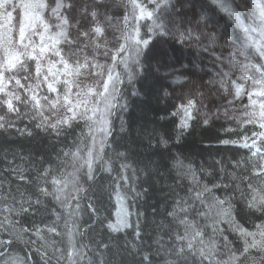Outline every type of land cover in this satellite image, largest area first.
<instances>
[{
	"label": "snow or ice",
	"instance_id": "1",
	"mask_svg": "<svg viewBox=\"0 0 264 264\" xmlns=\"http://www.w3.org/2000/svg\"><path fill=\"white\" fill-rule=\"evenodd\" d=\"M184 5L193 11L198 23L205 28L212 26V45L216 43V33L231 44L226 56L205 46L204 51H210L217 68V79L211 83L218 92L232 98L228 103L234 108L235 100L247 97L248 103L231 113L225 108L223 115L241 127L252 125L253 130L250 134L241 133L238 141H221L247 152L232 163V172L217 161L222 173L219 182L215 178L203 182L191 165L173 157L172 167L178 177H189V185L183 195L175 193L171 211L167 213L171 220L168 243L161 245L165 249L164 264H264V0H92L79 9L82 18L88 20L87 26L70 18V10L75 7L73 0H0V108L19 117L23 105L39 116L37 127L57 135L63 128L83 125L82 139L76 142L74 151L62 152L63 159L56 172L50 167L39 171L37 180L42 183L37 184L35 200L23 197L17 200L10 187L5 193L0 186V264H29V244L36 243L32 236L44 238L40 229L22 223L20 217L35 215L42 205L41 196L51 197L61 209L53 213L56 219L47 232L62 238L66 235L67 244L65 250L62 244L53 241L52 255L42 254L45 264H52L53 260L55 264H84L86 257L87 264H94L90 250H86L82 240L77 241L83 233L75 218L81 194L89 190L84 184L95 181L97 165L109 173L112 171L111 163L105 159V148L112 136V117L118 110L127 109V104L121 103L123 85L144 74L153 37L171 35L165 19L175 23L171 17L181 15ZM117 8L124 9L120 18L112 14ZM141 20L150 22L144 25L147 32L143 35ZM109 28L117 33L112 41L108 38ZM181 36L198 42L201 34L188 29ZM112 43L116 46L112 47ZM249 48L262 62L253 63L249 59L246 54ZM100 56L105 59L101 61ZM166 67L169 66L157 61L155 71L160 73ZM173 83L184 81L176 77ZM133 95L138 93L134 91ZM203 95L199 88H194L175 105L172 115L179 117L177 127L181 132L187 131L191 121L198 118ZM202 122L209 123L207 114ZM11 126L5 115H0V129ZM160 143L167 146L168 140L161 137ZM249 165L248 175L237 174L240 168L248 171ZM120 179L128 183L127 177ZM229 187L230 194L218 195V189ZM113 194L118 206L116 220L107 227L120 232L132 227L130 213L125 208L127 197L122 195L119 183L110 196ZM88 207L96 213L92 204ZM245 211L248 216L259 214L251 227L238 219L239 213ZM62 219L66 233L58 228L57 222ZM13 232L24 243L21 252L16 251V241L9 235ZM229 232L237 235L239 246L229 240ZM136 235H140L138 222ZM97 253L103 256L99 249ZM142 259L150 261L147 255ZM99 264L105 261L101 259Z\"/></svg>",
	"mask_w": 264,
	"mask_h": 264
},
{
	"label": "trees",
	"instance_id": "2",
	"mask_svg": "<svg viewBox=\"0 0 264 264\" xmlns=\"http://www.w3.org/2000/svg\"><path fill=\"white\" fill-rule=\"evenodd\" d=\"M73 2L75 7L70 10V18L74 23L79 20L82 26H87L88 20L82 18L79 9L83 4H90L92 1ZM149 23L142 20V35L147 32L144 25ZM73 33H76L75 27L72 28ZM171 46L176 52L180 50L191 54L184 49V43L172 42ZM150 52L146 55L147 61L144 64L149 65L157 61L159 54L154 56L153 51ZM147 75L148 69H145L143 75L134 79V83L125 81L124 99L121 103H126L127 109L117 111L110 144L105 148V159L111 163L112 171L109 173L99 166L95 181L90 185L85 183L84 187L89 190L81 194L83 198L80 201L76 223L79 227L93 225L87 230L86 238L81 240L90 250L94 264H99L101 259L105 264H164L165 249L161 245L168 243V222L171 220L167 213L171 211L175 193L183 195L189 185L187 177L179 178L177 171L172 167L173 157H179L185 165H191L192 170L203 182L212 181L213 178L219 182L222 173L221 164L217 161L222 162L227 172H232V163L246 155V151L231 144L220 146L219 143L224 139L220 134L224 127L222 124H207L202 128L191 121L192 126L181 132L177 127L179 117L172 115L174 98L159 96L155 99L157 91L154 87L157 82L147 79ZM134 91L138 95H133ZM21 113L19 117L7 115L9 119L6 121H10L13 126L0 129V186L5 193L10 187L17 200L21 197L24 200H35L38 195L37 184L42 183L37 180L39 171L50 167L53 173L56 172L63 159L62 152L74 151L76 142L82 139L83 125L74 124L71 129L63 128L57 135L51 130L37 127L40 118L34 116L30 109L21 108ZM161 137L168 140L167 146L160 143ZM80 146L83 147V144ZM120 153H124V156ZM122 164L127 167L122 168ZM250 168L249 165L248 171L240 168V172H236L241 176L248 175ZM21 176L29 179L22 180ZM121 176L127 177V184L120 179ZM117 183L122 195L127 197L125 208L130 213L128 219L132 227L112 232L107 224L115 222L118 206L114 194H110L114 193ZM48 186L51 188L50 183ZM226 192L230 194L232 188L217 190L220 196H224ZM41 200L42 205L35 215L21 214L20 217L22 223L33 229H40V235L44 238L40 240L33 235L32 239L36 240V243L29 244L30 255L35 264H45L42 254L47 252L49 257L52 255L53 241L66 248L65 242L59 243L62 237L47 232V228L51 227L56 219L53 213L61 211L58 203L51 197L41 196ZM89 204L97 210L95 214L88 207ZM258 216V213L248 216L245 211L239 213L238 219L251 227L252 221ZM63 222L62 219L57 223ZM137 222L139 237L136 235ZM58 228L64 233L61 226ZM9 235L16 241V251L24 250V243L17 239V234L13 232ZM228 238L236 241V246H239L235 234L229 233ZM105 244L108 245L107 248L103 247ZM97 249L103 256L97 253ZM145 255L150 257V261L142 259ZM86 260L87 257L84 264ZM52 264H55L54 260Z\"/></svg>",
	"mask_w": 264,
	"mask_h": 264
},
{
	"label": "rangeland",
	"instance_id": "3",
	"mask_svg": "<svg viewBox=\"0 0 264 264\" xmlns=\"http://www.w3.org/2000/svg\"><path fill=\"white\" fill-rule=\"evenodd\" d=\"M92 1V0H91ZM52 2V0H50ZM179 11V10H178ZM199 9H196V12H198ZM115 17L120 18L124 14V9L123 8H117L113 11L112 13ZM182 16L183 14L186 16H183V19L185 20H179L177 18L178 15L173 14L171 17L172 21H175V23H172L170 20L167 18L165 19V23L168 24V27L171 31V35L169 36H154L152 44L149 46L151 48L152 55H158L157 61L163 62L165 65H168L169 67H166L161 70L160 73H156L155 71V63H148L144 64L145 69H148V78L149 80H154L157 82L156 87H154L155 91L157 93L155 94V99L158 98L159 96L162 97H168L172 96L176 100V102L180 103V98L184 95H187L190 93L194 88H199L200 91L204 93L203 97L200 98L202 100L203 106L200 109V114L199 118L201 122L204 119V115L207 114L209 121H211L213 118L217 116V112H219V118H221L224 122H230L232 120L230 119H225L224 118V111L225 108L228 109V111L235 112L236 109H239L242 106V103H248L247 97H242L239 100H235V108L233 107L232 104L228 103L229 99H232L231 97H228L226 93L218 92L216 87L214 86L211 81H215L217 79L216 77V70L213 72L208 73H202L195 71V63H203L210 67L212 69V66H214V63H212L213 57L210 55L211 49L209 48V52L204 51V44L205 46L208 47V44L211 45V36L208 33V27L205 28L203 23H198L197 18L194 16L193 11H191L188 7V5H184L183 11L181 12ZM192 15V16H191ZM188 17H192V19H189ZM177 19V20H176ZM145 21V20H143ZM139 24L141 26L142 20L139 21ZM191 29L192 32L195 33H204V37L206 38V41L210 42H205L204 44L201 41H194V40H189L186 36H181V33L185 32L186 30ZM114 29L109 28L108 30V38L110 41H112V37L116 35ZM209 35V36H208ZM73 36L75 34L73 33ZM201 39V38H200ZM183 40L184 42V49L188 50L191 52L192 56V62L188 64V61L185 60V56H183V52L178 50L176 52L173 50L171 43L173 42H180ZM186 45V46H185ZM112 47H115V43H112ZM215 48L216 54L223 53L224 55L228 54V49L229 43H225L223 38L217 37L215 45H213ZM182 49V48H181ZM151 53V52H150ZM149 53V54H150ZM154 53V54H153ZM148 55V54H147ZM183 57H181V56ZM99 59L103 61L105 58L103 56H100ZM145 61H147L145 59ZM190 65V67L188 66ZM199 65V64H198ZM192 69V70H189ZM185 73L186 78L182 79L184 83H181L176 86V83H173V80L176 79V76L174 74L176 73ZM166 73H170V75H166ZM193 76V77H191ZM139 77V76H138ZM158 77V78H156ZM95 79V78H93ZM203 79V80H202ZM134 83V80L131 82ZM196 85V86H195ZM158 86V87H157ZM165 92L168 93V95H165ZM211 99V101H210ZM246 100V101H245ZM245 102V103H244ZM240 103V104H239ZM21 108H24L23 105H21ZM0 115H10L14 116V114H8L6 113L5 109L0 108ZM6 119H9L6 117ZM114 122V121H113ZM203 123V122H202ZM249 126V125H247ZM113 127V126H112ZM99 165H97V168ZM176 170V169H175ZM71 171V168L69 169ZM177 171V170H176ZM180 171H184L181 169ZM187 177V181H189V177ZM180 178V177H179ZM223 227L227 228V225H223ZM65 232V229L63 231ZM231 233V232H229ZM227 233V234H229ZM235 234V233H233ZM236 235V234H235ZM66 238V235H65ZM66 243V239H65ZM67 249V244L66 248Z\"/></svg>",
	"mask_w": 264,
	"mask_h": 264
},
{
	"label": "bare ground",
	"instance_id": "4",
	"mask_svg": "<svg viewBox=\"0 0 264 264\" xmlns=\"http://www.w3.org/2000/svg\"><path fill=\"white\" fill-rule=\"evenodd\" d=\"M183 16H186V14L184 15L183 14ZM183 16H182V14L181 15H178L177 16V18L179 19V20H184L183 19ZM192 16V15H191ZM187 17V16H186ZM189 19H192V17H188ZM177 20V19H176ZM185 21V20H184ZM209 29H208V33H209V35L212 37V34H213V28H212V26H209L208 27ZM201 34V33H200ZM208 35V36H209ZM216 36L217 37H220V35H219V33H216ZM200 38H201V42L204 44V41L205 42H208V41H206V38L204 37V33L203 34H201V36H200ZM221 38V37H220ZM224 42L225 43H228L225 39H224ZM208 43H210V42H208ZM229 47H231V44L229 43ZM204 48H205V44H204ZM208 48H210V49H212V48H214V46L211 44V45H209L208 44ZM215 49V48H214ZM247 55H248V57H249V59L250 60H252V61H258V60H260L259 59V57H258V54H256L255 53V51L253 50V49H251V48H249L248 49V52L246 53ZM181 56V55H180ZM183 56H185V60L186 61H188V64H190V62H192V61H194V60H192V56L189 54V53H187V52H184V54H183ZM183 56H181V57H183ZM226 56V55H225ZM241 60L243 59V57H241L240 58ZM194 65H195V71H198V72H202V73H210V72H213L214 70H216L217 71V68H216V65H215V63H214V60H212V63H214V66H212V69L210 68V67H208L207 65H205V64H203V63H196L195 61H194ZM199 64V65H198ZM189 67H190V65H188ZM189 70H192V69H189ZM176 77H180L181 79H184V78H186V74L185 73H183L182 72V74L179 72V73H176V74H174ZM191 77H193V76H191ZM157 78V77H156ZM177 85H179V84H176V86ZM158 87V86H157ZM169 98L170 97H172V96H168ZM172 98H174V97H172ZM176 99L174 98V102H175V105H177V104H179L178 102H176L175 101ZM210 101H211V99H210ZM240 104V103H239ZM203 105V104H202ZM174 111H175V107H174ZM115 118H116V116L114 117V120H115ZM199 118V117H198ZM194 124H196L197 126H199V127H202V128H204V124L201 122V120L200 119H195V120H193L192 121ZM208 124H211V125H215V124H222V125H224V127H222V129H221V132H220V134L223 136V138L224 139H233V140H235V139H237V141H238V139H240V136H241V133H247V134H250L251 133V129H253V126L252 125H249V126H246V127H241V126H239V125H236L235 124V122L234 121H230V122H224L221 118H219L218 116H216L215 118H213L211 121H209V123ZM256 130H259L258 128L256 129ZM112 134H113V132H112ZM223 139V140H224ZM220 144V146H222L223 144L220 142L219 143ZM184 170V169H183ZM185 171V170H184ZM237 171L238 172H240L239 171V169H237ZM117 211V210H116ZM75 220L77 221V217L75 218ZM64 223V222H63ZM63 223H57L58 224V227H60L61 226V228H62V230L63 229H65V232L67 231V229H66V227H65V224L63 225ZM79 227V226H78ZM90 227H93V225H88V226H83V227H79V230H80V232L81 233H83V235L82 236H78L77 237V241L79 242V241H81V239L82 240H84V238H86V232H87V230L90 228ZM237 236V235H236ZM65 237H63L62 239H59V243H61V242H63V244H65L64 242H65ZM51 249H52V247H51ZM86 250H88V249H86ZM90 254V253H89ZM32 257V256H31ZM87 261V260H86ZM29 264H35L34 263V260H32V258H31V260H30V262H29ZM86 264H87V262H86Z\"/></svg>",
	"mask_w": 264,
	"mask_h": 264
},
{
	"label": "water",
	"instance_id": "5",
	"mask_svg": "<svg viewBox=\"0 0 264 264\" xmlns=\"http://www.w3.org/2000/svg\"><path fill=\"white\" fill-rule=\"evenodd\" d=\"M115 117V116H114Z\"/></svg>",
	"mask_w": 264,
	"mask_h": 264
}]
</instances>
